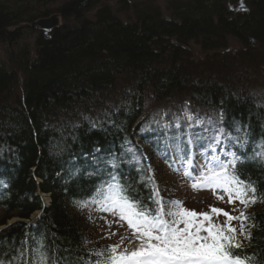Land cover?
<instances>
[{
    "label": "trees",
    "instance_id": "16d2710c",
    "mask_svg": "<svg viewBox=\"0 0 264 264\" xmlns=\"http://www.w3.org/2000/svg\"><path fill=\"white\" fill-rule=\"evenodd\" d=\"M59 1L0 0V258L24 250L29 260L33 238H43L60 264L106 248L90 241L88 210L75 202L110 179L112 161L146 204L157 187L162 196L156 181L137 177L151 153L176 168L177 130L162 125L186 123L187 110L233 138L250 137L238 168L260 205L247 215L252 239L243 250L264 261V160L254 156L264 143V0L242 13L228 10L230 0L173 1L169 19L134 5L128 21L106 7L94 14L101 0H65L51 10ZM54 12L64 25L51 33L34 27ZM192 42L210 57L191 59ZM233 42L240 49L227 51ZM205 127L190 130L200 133L198 143L185 144L196 157L211 150L214 133ZM222 139L217 155L237 150Z\"/></svg>",
    "mask_w": 264,
    "mask_h": 264
},
{
    "label": "snow or ice",
    "instance_id": "6c2138e0",
    "mask_svg": "<svg viewBox=\"0 0 264 264\" xmlns=\"http://www.w3.org/2000/svg\"><path fill=\"white\" fill-rule=\"evenodd\" d=\"M184 119V124L178 118L174 124L164 123L162 127L165 130L174 127L177 130L171 139L175 141L176 153L184 165L183 176L192 182V188L212 190L214 194L223 193L217 195V199L225 201L226 196L225 202L230 205L238 202L247 208L257 203V188L252 181L241 179L242 167L238 168L247 156L243 150L250 137L246 134L243 138H233L213 120L204 121L187 110ZM206 125L211 127H205L204 130L214 133L209 138L213 154L202 153L203 161L194 163V157L190 150H186L185 144L198 143L202 139L200 133L190 130ZM222 137L232 141L237 150L215 154V145L222 144ZM259 148V153L254 152V156L264 160V143ZM110 164L114 170L109 173L110 179L99 185L90 198L76 201L75 204L80 211L91 209L107 213L113 218L108 220L101 217L107 226H126L127 234H121L117 243L106 248L88 250L85 256L69 264H264V261L255 258V253L250 257L243 250L240 237L252 239L249 233L252 225L246 224L252 218L244 211L234 216L229 211L211 206L209 212L189 210L179 200L165 201L158 187L149 197L152 204H146L136 194L137 189L132 183L127 180L121 182L120 164L115 161ZM137 179L142 185L155 184L150 166L144 176L138 175ZM232 210L235 211L234 208ZM220 217L224 219L217 222ZM233 221H238L239 227ZM110 235L116 236L117 232H111ZM84 245H87V241ZM29 251V260L23 259L24 250H21L19 256L9 257L7 261L0 258V264H15L17 260L21 264H60L48 256L43 238H33Z\"/></svg>",
    "mask_w": 264,
    "mask_h": 264
},
{
    "label": "rangeland",
    "instance_id": "374dc122",
    "mask_svg": "<svg viewBox=\"0 0 264 264\" xmlns=\"http://www.w3.org/2000/svg\"><path fill=\"white\" fill-rule=\"evenodd\" d=\"M65 0H60L57 4L50 6L51 10L56 11L58 8L63 6ZM175 1H183V2H189L190 0H101L99 5L94 10V14L97 12V10L101 8H109L111 9L113 14H116L119 16L123 21H128L129 18L132 16L131 8L134 5H141L144 8L146 7H156L157 9L161 10L163 12V17L166 19H169L172 17V13L169 9V4L171 2ZM231 2L235 3H229L228 4V10H232L234 13L239 12H246L250 7V1L251 0H242L243 2V9L241 8V0H230ZM53 16H58L60 20L61 26L64 25L63 18L58 13H52L46 18L42 19H51ZM38 20V21H39ZM130 20V19H129ZM36 21V22H38ZM35 27V26H34ZM36 29L40 30L39 28L35 27ZM43 32L42 30H40ZM35 30L32 32V34L29 32L27 33V41L34 42L35 39ZM51 33V32H50ZM31 35V36H30ZM190 50L192 51L191 59L196 61H204L208 54L206 55V52L202 50V46L197 43H190ZM240 49L239 44H236L233 42L229 49L227 51L233 52ZM220 55H224L225 51L218 52ZM6 55V47L0 45V61L5 60ZM210 55V54H209ZM213 55V53H211ZM188 108V107H187ZM223 141V139H222ZM229 141V140H228ZM226 145V140L222 142L220 145H216V153L219 149L223 148ZM208 155L213 154L211 150L204 152ZM215 153V154H216ZM194 157V163L202 162L203 156L200 154V156L196 157V153H192ZM225 158V157H224ZM222 158V159H224ZM147 165L151 167L153 170L154 180L162 187L163 193L162 197L165 201L168 200H179L182 202L183 207L189 209V210H195L197 212H209L210 206L211 207H217L221 208L224 211H229L232 215H238L240 211H244L246 215L254 212L259 208V200L257 199V203L254 205H249L247 208H244V206L240 205L238 202L234 205H230L226 203L227 197L225 196V201H220L217 199V195H223V193H217L214 194L212 190H194L191 186L192 182L188 180L185 176H183V170L184 165L179 161L177 157H175V164L176 168H172L169 165L164 164V161L162 158L157 159L153 154L151 153L145 158ZM46 198H48V205H51V196L50 195H43ZM44 197V198H45ZM95 207V206H92ZM235 209L233 211L232 209ZM88 210V227L90 232V241L93 244H98L99 246H109L112 244H115L118 242L119 237L121 234H127L125 231V228H119L117 225L113 224L111 228L107 226L104 219H101V217H105L108 220H112L113 218L109 216L107 213H101L92 211L91 209ZM39 214H36L34 216V219L38 217ZM2 217V214H0V219ZM224 218L220 217L217 222L222 221ZM15 221V220H14ZM11 221L10 223L14 222ZM233 224H235L237 227H239L238 221H233ZM2 228H0V231ZM111 232H117L116 236H111ZM243 246L246 244V239L243 237H240Z\"/></svg>",
    "mask_w": 264,
    "mask_h": 264
},
{
    "label": "water",
    "instance_id": "95a60500",
    "mask_svg": "<svg viewBox=\"0 0 264 264\" xmlns=\"http://www.w3.org/2000/svg\"><path fill=\"white\" fill-rule=\"evenodd\" d=\"M34 26L44 32H50L60 26L58 16H53L51 19H42L34 23Z\"/></svg>",
    "mask_w": 264,
    "mask_h": 264
},
{
    "label": "bare ground",
    "instance_id": "6f19581e",
    "mask_svg": "<svg viewBox=\"0 0 264 264\" xmlns=\"http://www.w3.org/2000/svg\"><path fill=\"white\" fill-rule=\"evenodd\" d=\"M61 27V24H60V26L59 27H57V28H55V29H58V28H60ZM55 29H53L52 31H54ZM52 31H50V32H52ZM44 32V31H43ZM50 32H46V33H50ZM45 196H43L42 197V200H43V203H44V205L45 206H47L48 205V198H44Z\"/></svg>",
    "mask_w": 264,
    "mask_h": 264
}]
</instances>
